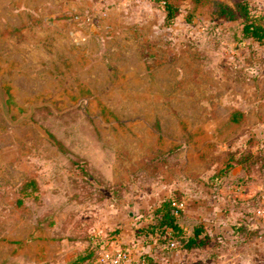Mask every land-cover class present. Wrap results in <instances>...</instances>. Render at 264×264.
Wrapping results in <instances>:
<instances>
[{
	"label": "rangeland",
	"instance_id": "obj_1",
	"mask_svg": "<svg viewBox=\"0 0 264 264\" xmlns=\"http://www.w3.org/2000/svg\"><path fill=\"white\" fill-rule=\"evenodd\" d=\"M171 1L0 0V264L134 258L141 200L262 183L264 44Z\"/></svg>",
	"mask_w": 264,
	"mask_h": 264
},
{
	"label": "crops",
	"instance_id": "obj_2",
	"mask_svg": "<svg viewBox=\"0 0 264 264\" xmlns=\"http://www.w3.org/2000/svg\"><path fill=\"white\" fill-rule=\"evenodd\" d=\"M110 1L120 5L126 0ZM239 168L237 165L233 171ZM226 186L215 193L204 181L197 184L189 181L175 187L170 185L169 189H162L139 202V212L134 217L137 227H149L151 208L167 195H175L182 204L176 216L186 236L193 235L196 225L202 227L196 237V242L201 240V243L189 248L175 242L168 247L159 246L153 253L159 264H264V222L240 211L254 192L261 191L264 195V183L253 182L241 190V194H237L239 207L229 197ZM123 237L131 243L135 256L149 251V245L143 244L141 236L136 238L135 234L127 232Z\"/></svg>",
	"mask_w": 264,
	"mask_h": 264
},
{
	"label": "trees",
	"instance_id": "obj_3",
	"mask_svg": "<svg viewBox=\"0 0 264 264\" xmlns=\"http://www.w3.org/2000/svg\"><path fill=\"white\" fill-rule=\"evenodd\" d=\"M167 11L168 19L173 17L177 5L171 0H155ZM199 1V0H193ZM209 8L216 15H224L231 19L238 15L241 18V31L244 37L250 38L260 44H264V10L254 7L249 0H232L231 5L225 0H204ZM264 183V157L259 165ZM264 192V187H263ZM261 191H256L248 199V203L243 207L245 214L253 215L261 199ZM178 198L174 195L163 197L160 202L151 208V222L149 227H138L135 233L136 238L141 236L144 245H149V251H142L137 258L143 259L146 264H159L154 257V251L161 245L166 247L171 243H177L181 247L189 248L196 242L198 233L202 230L200 225L193 229V235L186 236L183 227L179 225L176 214L181 208L176 206ZM208 238V236L205 234ZM206 238V239H207ZM204 239L202 238V241ZM85 259V256H79L78 259Z\"/></svg>",
	"mask_w": 264,
	"mask_h": 264
},
{
	"label": "built area",
	"instance_id": "obj_4",
	"mask_svg": "<svg viewBox=\"0 0 264 264\" xmlns=\"http://www.w3.org/2000/svg\"><path fill=\"white\" fill-rule=\"evenodd\" d=\"M176 206L182 207V204L178 201ZM257 212L264 218V197L261 200V207ZM174 243H171L173 245ZM99 261L104 264H146L143 259L132 257L128 250L118 249L115 251L102 252L99 256Z\"/></svg>",
	"mask_w": 264,
	"mask_h": 264
},
{
	"label": "water",
	"instance_id": "obj_5",
	"mask_svg": "<svg viewBox=\"0 0 264 264\" xmlns=\"http://www.w3.org/2000/svg\"><path fill=\"white\" fill-rule=\"evenodd\" d=\"M5 96H6L5 90L0 85V105L3 111V114L9 119L7 110H6Z\"/></svg>",
	"mask_w": 264,
	"mask_h": 264
}]
</instances>
